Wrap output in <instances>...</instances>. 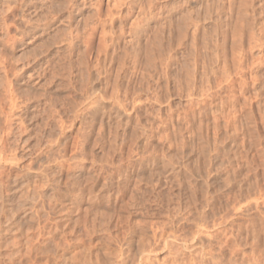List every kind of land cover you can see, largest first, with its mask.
Here are the masks:
<instances>
[{"label":"rangeland","instance_id":"obj_1","mask_svg":"<svg viewBox=\"0 0 264 264\" xmlns=\"http://www.w3.org/2000/svg\"><path fill=\"white\" fill-rule=\"evenodd\" d=\"M0 264H264V0H0Z\"/></svg>","mask_w":264,"mask_h":264}]
</instances>
